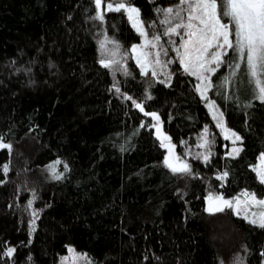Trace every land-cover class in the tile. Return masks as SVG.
<instances>
[{"label": "trees", "instance_id": "obj_1", "mask_svg": "<svg viewBox=\"0 0 264 264\" xmlns=\"http://www.w3.org/2000/svg\"><path fill=\"white\" fill-rule=\"evenodd\" d=\"M170 2L132 0L159 34L155 9ZM95 10L94 0H0V137L11 145L0 148V264H58L68 246L94 264H264V228L205 210L210 195H264L253 169L264 152V101L245 64L233 86L228 53L209 90L242 138L229 156L177 61L170 78L148 81L129 53L130 72L113 79L99 63L101 29L126 51L139 36L125 13L100 21ZM137 103L159 115L179 152L209 124L211 157L191 152L192 172L173 173Z\"/></svg>", "mask_w": 264, "mask_h": 264}, {"label": "snow or ice", "instance_id": "obj_2", "mask_svg": "<svg viewBox=\"0 0 264 264\" xmlns=\"http://www.w3.org/2000/svg\"><path fill=\"white\" fill-rule=\"evenodd\" d=\"M96 8V15L92 19L104 21L106 12L126 13L127 19L132 22L133 28H135L145 38V45L132 47L133 52H137V63L140 65L144 72V75L148 74L149 66L154 63L161 65L160 52L155 53V60L149 61L148 57L152 55L150 52H141V47L152 45L156 47L161 41V35L154 34L152 39H148V32L145 29V22L141 19V11L138 7L134 6L132 0H94ZM157 14H163L164 19L160 21L163 25H168L165 31L162 33L164 36L175 34L180 35L179 29H187V39L184 40V51L180 54V64L183 65L186 72H190L191 75L197 76L201 81L199 86L200 95L207 99V91L213 87L211 82V76L208 74H215L216 71L225 64V56L228 51L231 50L235 53V59L232 61L235 68L239 69L241 63L246 66L247 74L252 78L249 83L253 85L252 91L255 93V98L260 101H264V0H177V3L173 6L166 8L155 9ZM186 13L187 22H183ZM224 18H228L226 23ZM173 20L179 22L172 24ZM156 22H151V26H155ZM153 41L156 43L153 44ZM170 43H173L171 40ZM112 43L116 47V51H113L111 55L115 57L118 54L119 44L110 40L108 37L99 42L100 51L102 54L99 63L107 69L119 70L114 66L119 64L116 59H105L104 53L108 51L107 45ZM165 54H167L166 50ZM176 51L180 53V49ZM125 74H127L125 70ZM152 75H156V71L153 68ZM227 82V79L225 80ZM116 88V85H113ZM119 92V88H116ZM127 100H132L131 96L125 97ZM148 99H151L149 96ZM215 102L210 104L213 107ZM135 106L145 115L151 116L157 121V124L153 125L156 128L157 135L160 137L161 146L168 149V157L165 158L164 164L171 169L173 173H191L192 168L186 162L175 154L176 145L171 143V137L161 133L159 123L160 117L156 112H145L143 104L137 103ZM217 119V126L225 130V138L233 139V148L228 153L229 156H239L242 148L235 147L237 141L242 138L235 132H231V136L227 135L230 129L225 128L223 121V113H219L214 116ZM143 127V125H141ZM208 132L205 127L204 143L208 144L206 139ZM0 148L10 149L11 145L2 142L0 137ZM208 159L207 156L204 157ZM260 165L255 167L259 180L264 184V153H261ZM55 162L52 166V172L55 179L62 178V174H57L55 169ZM66 167V166H65ZM3 171H8V165L3 166ZM228 173L224 172L219 179H225ZM248 200L243 201L245 205L249 202L257 205L264 206V200H258L254 193H244ZM209 213L222 212L225 208H235L236 214L241 213V203L239 197L235 198V201L225 199L223 195L209 196L208 197ZM32 201L28 202L30 207ZM33 217L37 216V212L31 213ZM252 217H257L256 213L252 214ZM245 219H248L250 223L258 225L260 228H264V212L259 213L258 218H250L247 213ZM32 230L35 231V219L31 221ZM14 247H8L3 255L11 257L15 253ZM73 252L74 259H78L74 249H69ZM87 259L86 254H82ZM264 255V253H261ZM147 259V257H146ZM90 264V262H89ZM234 264H243V258L236 257Z\"/></svg>", "mask_w": 264, "mask_h": 264}, {"label": "rangeland", "instance_id": "obj_3", "mask_svg": "<svg viewBox=\"0 0 264 264\" xmlns=\"http://www.w3.org/2000/svg\"><path fill=\"white\" fill-rule=\"evenodd\" d=\"M177 3V0H172V2H170L169 4L163 6L162 8H166V7H170V6H173L174 4ZM135 6V5H134ZM97 11V10H95ZM126 14V13H125ZM96 15V13H95ZM160 15V20L159 21H162L164 19V16L163 14H159ZM127 16V14H126ZM184 21L183 22H187L186 20V13L184 14ZM141 19L143 20L142 16H141ZM225 22L227 23L228 22V18H224ZM129 21V20H128ZM144 21V20H143ZM145 22V21H144ZM179 22L178 20H173L172 21V24L174 25L175 23ZM131 27L133 28L132 26V22L129 21ZM162 32L159 34L157 33V30H155V32H150L148 30V26L146 25L145 23V29L146 31L148 32V39H152V36L154 34H158V35H161V41L159 43V45H157L156 47H153L152 45H147L146 47H141L140 48V51L141 52H150L152 55H150L148 57V60L149 61H154L155 60V53L156 52H160V60H161V65H156L154 63H152L149 68H148V74L146 75V78L148 81H155V80H167L168 78H170L172 75H173V69H172V64L177 61V63L180 65V68L184 70V67L182 64H180V54L183 53L184 51V48H183V43H184V40H186L188 37L186 35L187 33V29H179V32H180V35L177 36L175 34L171 35V37L169 36H164L162 35V33L165 31V29L168 27V25H163L162 24ZM134 31L138 34L139 36V41L138 42H135V43H132L131 46L129 47L128 51H126V49L122 48V46L119 45V50H118V54L113 57L111 55V53L113 51H116V47L115 45H113L112 43H109L107 45V49L108 51L106 53H104V58L105 59H116L119 61V64L114 66V68H118L119 70H116L114 71L113 69H109V71L111 72L112 76H113V79L114 80H118V78L125 74V70L126 72H130L129 70V65H128V58L129 57V53H130V56L133 58V61L137 64V66L140 68V71L142 73L143 70L141 69L140 65L137 63V52H133L132 51V47L134 45H138V46H144L145 45V38L144 36H142L135 28H133ZM105 37H108L110 40H114L116 41L115 39H113L111 36H109V34L104 30V29H101V32H100V37L98 39V46H99V42L103 39H105ZM172 41L173 43H170L169 41ZM117 42V41H116ZM119 44V42H117ZM156 42L153 41V44H155ZM179 48L180 49V53H178L176 51V49ZM167 52V54H165V51ZM228 53L230 54L229 56V59H227V61L233 65V68L235 67L234 63H232V61L235 59V53L232 52L231 50L228 51ZM102 57V54H101V51H100V47H99V58L101 59ZM225 59V58H224ZM242 64V63H241ZM244 64V63H243ZM241 67V66H240ZM153 68L155 69L156 71V75L153 76L152 75V71H153ZM240 69H235L233 70L232 72V84L233 86H235L236 82L237 81H240V79H243V77L241 76L240 74ZM186 72V71H185ZM189 74H191L190 72H187ZM211 76V82H212V76L213 74H208ZM194 76V75H193ZM195 79H196V88L200 94V91H199V86L201 84V81L197 78V76H194ZM210 90V89H209ZM209 90L207 91L206 95H207V99H205L204 97H202L204 103H205V106L207 108V111H208V114L211 118V121H212V125L215 127V129L220 133L222 139L225 141L223 146L226 147V151H225V154L228 155V153L231 151V149L233 148V139L234 138H229V139H226L225 138V135H226V132L224 129H222L221 127H218L217 126V119L214 118V116H217L219 113H223V111L221 110V108L219 107V105L217 104V102L214 100V98H212L209 94ZM237 90L236 87L234 89V91ZM238 91V90H237ZM238 93H240L238 91ZM215 102L214 106L213 107H210L209 105L212 104V102ZM223 121H224V124H225V128L227 129H230L231 131L227 133V135L231 136V132H235L233 129H231L226 121H225V117H224V114H223ZM157 124V121L154 120L152 117H151V125L153 127V125ZM159 127H160V130H161V133L162 134H165L167 136H169L163 129V126H162V123H161V120H160V123H159ZM205 127H207L208 129V132L206 134V139L209 141L208 144H205L204 143V138H205ZM153 131H154V135L157 137V139L159 140V143L161 145V140H160V137L157 135V131H156V128L153 127ZM236 134H238L237 132H235ZM239 135V134H238ZM240 136V135H239ZM213 137H214V132H213V129L210 128L209 124H205L202 129L200 130V132L195 136L194 140L191 141V142H186L185 143V151L184 152H179L177 150V147H175V154L178 155L181 160L183 161H186L190 166H191V159H190V156L189 154L191 152H196V153H202L200 154L201 155V158L204 160V161H207L211 155H212V152H211V149L213 147ZM241 137V136H240ZM241 141V140H240ZM240 141H237L236 144H235V147H239L241 148V142ZM2 142L4 143V141L2 140ZM171 143L175 144L176 143L174 141L171 140ZM162 147V146H161ZM164 149V155H163V164H164V160L166 157H168V149L162 147ZM261 153H264V152H261ZM261 153L258 155L257 157V160H256V163L254 164L253 166V169L257 166L260 165V155ZM207 156L208 159L205 160L204 157ZM165 165V164H164ZM166 166V165H165ZM256 172V171H255ZM257 174V172H256ZM258 176V174H257ZM259 178V177H258ZM247 192L249 194H252L254 193L256 198L258 200H264V195L262 196H259L257 195L255 192L253 191H248V190H242L240 192H238L237 194L235 195H232L230 197H224L225 199H228V200H233L235 201V198L236 197H239L240 200L242 201L241 203V213L240 215H237L236 214V210L235 208H225L224 211H231L234 215H237V216H240L242 218L245 219V214L247 213V215L250 217V218H258L259 216V213L261 212H264V206H261V205H257L255 203H251L249 202L247 205H245L243 203V201H246L248 200V197H246L244 195V193ZM213 197H216V196H220L219 194H216V195H211ZM208 204H209V201L207 200V204L205 206V210L207 211V208H208ZM222 211V212H224ZM208 212V211H207ZM215 213H219V212H215ZM214 213V214H215ZM253 213H256L257 214V217H252V214ZM247 221H249L248 219H245ZM252 224V223H251ZM255 225V224H253ZM258 226V225H257ZM69 249H74L73 247L71 246H68L67 247V251L66 253L61 256L58 264H94L91 262V260L87 257V259L85 258L84 255L82 254H85L83 252H79L77 250H75V254L78 256V259H74V254L73 252L69 251Z\"/></svg>", "mask_w": 264, "mask_h": 264}]
</instances>
